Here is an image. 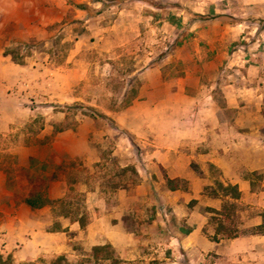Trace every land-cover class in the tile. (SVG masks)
Here are the masks:
<instances>
[{
	"label": "rangeland",
	"instance_id": "obj_1",
	"mask_svg": "<svg viewBox=\"0 0 264 264\" xmlns=\"http://www.w3.org/2000/svg\"><path fill=\"white\" fill-rule=\"evenodd\" d=\"M148 69L162 71L148 92L172 101L154 115L162 129L197 117L176 95L179 78L186 94L207 89L223 109L235 86L241 108L222 117L259 127L264 0H0V264H220L221 216L200 204L190 180L148 165V147L120 121ZM211 171L208 198L227 192ZM262 176L252 173L254 184ZM34 185L54 200L73 187L88 224L56 202L29 207ZM241 210L223 218L224 233L264 232V223L244 228ZM201 215L208 223L192 236Z\"/></svg>",
	"mask_w": 264,
	"mask_h": 264
},
{
	"label": "crops",
	"instance_id": "obj_2",
	"mask_svg": "<svg viewBox=\"0 0 264 264\" xmlns=\"http://www.w3.org/2000/svg\"><path fill=\"white\" fill-rule=\"evenodd\" d=\"M154 74L157 78H162L161 70L148 69L141 74L144 81L140 94L120 118L126 128L140 136L143 146L148 147L145 157L148 165L156 162L168 171L171 178L180 176L190 180V189L194 191V197L200 200V204L219 210L227 201L243 206L244 210L240 213L244 228L262 225L264 176L254 184L252 173H264V122L258 127L250 118L227 120L222 117L224 109L241 108L240 93L235 86L230 85L229 91H226L228 100L223 109L207 89L195 99L186 94V79L179 78L175 83L178 86L176 95L194 103L197 117L179 120L162 129V120H156L154 115L169 108L172 101L156 100L148 92L155 88L154 82L150 80ZM159 85L164 88L169 86L167 81H160ZM250 106L247 104L242 109L246 111ZM191 107L193 106L190 105ZM138 123L139 127L136 126ZM212 169L219 171V180L224 185L238 186V199L225 194L212 198L204 196L205 189L212 188L217 180ZM200 219L194 225L192 236L201 235L208 223L207 216L201 215ZM216 233L217 229L213 234ZM218 237L219 241L214 243V251L220 264H264V232H251L236 237L219 234ZM37 239L33 236L30 241L35 244Z\"/></svg>",
	"mask_w": 264,
	"mask_h": 264
},
{
	"label": "trees",
	"instance_id": "obj_3",
	"mask_svg": "<svg viewBox=\"0 0 264 264\" xmlns=\"http://www.w3.org/2000/svg\"><path fill=\"white\" fill-rule=\"evenodd\" d=\"M218 186L220 189H224L227 191L225 195H230L233 199H238L240 197V191L238 189V186L231 184L224 185L222 182H219ZM73 198H78L76 204L72 203L71 200ZM24 202L32 209L42 208L47 205L54 204L55 202L59 203L62 208L66 209L62 212L65 217L72 216V219L74 218V221H78L82 227H85L88 224L89 218L86 213V210L84 209L82 213H80L82 208H85L84 204L82 203L81 195L75 193L73 187H70L68 189V192L65 194L64 197L54 200L49 196L47 187H40L34 185L24 196ZM237 206L238 204L236 202L227 201L220 210L210 208L211 212L214 213L218 218L221 216V219H219L218 222L217 233L215 235L217 240L219 239V234H225L227 237L238 236L237 229H234L233 231H230L227 234L224 233V231L227 230V227L223 221V218H230V216L236 211Z\"/></svg>",
	"mask_w": 264,
	"mask_h": 264
}]
</instances>
